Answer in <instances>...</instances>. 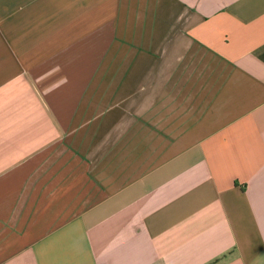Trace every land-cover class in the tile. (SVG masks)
<instances>
[{"label": "crops", "instance_id": "0c3cea01", "mask_svg": "<svg viewBox=\"0 0 264 264\" xmlns=\"http://www.w3.org/2000/svg\"><path fill=\"white\" fill-rule=\"evenodd\" d=\"M0 264H264V0H0Z\"/></svg>", "mask_w": 264, "mask_h": 264}]
</instances>
